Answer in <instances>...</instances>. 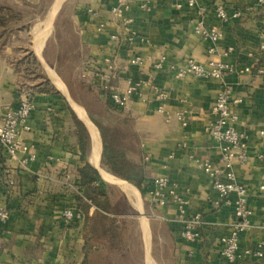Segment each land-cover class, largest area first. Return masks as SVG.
I'll return each mask as SVG.
<instances>
[{"label":"crops","instance_id":"0c3cea01","mask_svg":"<svg viewBox=\"0 0 264 264\" xmlns=\"http://www.w3.org/2000/svg\"><path fill=\"white\" fill-rule=\"evenodd\" d=\"M197 1L207 9L206 14L187 6L178 8L174 0H148L149 8L145 10L146 0H131L125 16L132 22L125 26L122 18L111 12L112 0H62L56 10L57 0H0L18 7L25 19L33 11L42 15L39 19L32 15L31 23L34 28L39 24L40 31L32 36V47L23 49L22 57L16 55L19 51L12 43L0 52V109L27 98L36 105L32 130L22 134L28 151L12 156L0 149V205L7 212L5 219L0 218V264L106 263L112 251L93 233L98 228V215L107 224L116 220L121 230L129 229V219H140L142 239L151 240V255L154 235L160 238L162 233L160 246L169 252L174 264H229L222 257L220 238L231 231L238 196L231 193L223 198L214 189L212 177L202 168L206 159L224 171L222 181L254 191L249 199L252 227L241 235L240 260L236 264H264V255L245 258L247 251L264 252V192L255 191L264 181V135L260 133L264 129V72L243 70L247 66L264 70V51L260 49L264 42V8L258 0ZM218 5L225 7L228 20L218 17ZM238 6L243 8L241 17L234 16ZM202 19L207 27H219L222 36L218 42L195 32ZM99 25L103 28L94 36ZM129 31L136 36L128 44ZM17 32L23 34V30ZM41 34L46 38L39 52L33 38ZM70 35L75 48L72 52L80 59L76 67L79 78L74 82L79 91L67 95L40 90L43 80L30 73L28 55L46 70L49 46L55 45L59 53L58 39ZM250 46L255 51L252 57L248 56ZM213 47L216 51L210 55ZM134 55L142 57V64L130 62ZM189 58L203 64L212 58L237 70L223 79L189 74L176 81V70ZM162 59L164 68L155 71L154 63ZM108 62L114 63L115 69L110 88L105 89L101 74L107 71ZM150 72L154 73L152 81L148 78ZM132 80L143 83L135 99L127 109L113 110L111 92L127 87ZM224 84L241 99L237 125L245 132L248 144V161L234 163L231 169L224 167L222 147L209 132L218 119L213 106ZM162 93L164 97H160ZM85 94L97 96L109 114L127 119L138 135L145 178L141 185L130 182L137 190H126L105 177L103 172L120 179L102 166L104 144L100 166L96 165L93 137L75 108V104L82 107L91 121V113L99 116L92 101L84 100ZM184 105L189 108L187 126L178 116ZM79 122L89 134L86 155L78 135ZM86 163L99 171L100 189L107 192V185L111 189L113 205L109 211L100 209L86 196L81 178ZM229 172L233 179L227 176ZM158 177L169 178L178 196L162 209L153 206V183ZM69 209L75 216L66 223L64 212ZM196 214L202 216L200 237L186 240L175 225L177 217ZM149 261L156 259L150 257Z\"/></svg>","mask_w":264,"mask_h":264},{"label":"built area","instance_id":"2783aa9c","mask_svg":"<svg viewBox=\"0 0 264 264\" xmlns=\"http://www.w3.org/2000/svg\"><path fill=\"white\" fill-rule=\"evenodd\" d=\"M143 5V9L149 8V2ZM175 5L178 8L187 6L190 9H198L200 14H206V8L198 4L197 0H174ZM258 3L264 8V0H258ZM131 0H112L111 12L122 18L123 24L132 22L131 18L126 17V12L130 9ZM216 12L219 18L228 20L230 18L229 13L223 5H218ZM96 13V12H95ZM243 14L242 6H238L235 10L234 16L241 17ZM264 23V19H263ZM103 26L99 25L97 28V36L102 30ZM130 30V29H128ZM195 32L211 39L214 43L218 42L222 33L218 26L207 27L205 21L202 19L195 26ZM136 36L134 31H129L127 41L128 44L132 43ZM260 49L264 51V42L260 43ZM216 48L213 47L209 50V54L215 53ZM255 51L252 46L248 47V56L252 57ZM130 62L132 64H142V57L140 55H134ZM153 68L155 71H161L164 68L163 59L154 63ZM115 69L114 63H107V71L101 74V80L104 82V88H110V81L112 73ZM237 67L234 65L215 61L210 58L208 63L203 64L193 58L187 59L184 66L178 68L175 72L174 79L176 81L185 78L189 74H193L197 77H211L216 79H223L227 73L234 72ZM244 71H255L263 73L262 68L252 69V67H244ZM149 80L154 79V73L150 72ZM143 85L141 81H129V84L125 88H115L110 94V103L113 110H124L135 99L139 92V88ZM162 93L160 97H164ZM241 99L236 97L233 93V89L228 84H224L221 89L217 100L213 106V112L217 115L218 119L209 128L211 137L221 145V161L226 169H231L234 163H245L248 161V144L246 142V134L237 125L239 121L238 108ZM36 110L34 101L27 98L20 103L14 105H7L4 109H0V149L9 155L16 156L19 153H25L28 151V145L22 138L23 133L30 132L31 119ZM159 111H163L162 108ZM179 118L183 125L189 124V108L184 105L179 112ZM264 135V129L260 131ZM202 168L205 173L213 179V187L223 198H228L231 193H235L238 196V204L235 212L234 220L231 224V231L223 235L221 239L222 257L229 264H236L240 260V254L238 253L240 238L242 233L248 231L252 227L251 216L253 214L252 209L249 206V199L254 191L244 185L235 182L222 181V175L224 171L215 165L210 159L202 161ZM227 176L230 179L234 178L232 173H228ZM154 188L152 192L153 206L155 209H162L166 207L172 199L177 198L175 187L167 177H158L155 179ZM255 191L264 192V181L260 182ZM75 216V212L72 209L64 212V221L70 222ZM7 212L0 205V218L5 219ZM202 223V216L196 214L191 218H184V215H179L176 220V226L179 228L181 236L186 240H196L200 237V225ZM264 247V241L262 243ZM264 255L263 250L259 251H247L246 259L252 260L262 257Z\"/></svg>","mask_w":264,"mask_h":264},{"label":"rangeland","instance_id":"374dc122","mask_svg":"<svg viewBox=\"0 0 264 264\" xmlns=\"http://www.w3.org/2000/svg\"><path fill=\"white\" fill-rule=\"evenodd\" d=\"M34 15L36 18H41L42 15L38 11H33L31 17L25 19L24 22L19 23L23 26V34L19 35L17 31H12L10 34H7L4 41H0V52L2 51L3 47L8 43H12L15 47H17L18 51L16 55H21L24 53L23 49L26 47H32L31 38L40 31V25L33 27L34 23H31L33 20ZM18 25V24H17ZM51 25V23H50ZM57 29V28H56ZM70 33H71V29ZM69 37V38H68ZM72 35L66 36V38L58 39V44L60 47V52L58 53V48L49 46V52L46 55L49 67L46 70L43 67H39L36 59L30 58V54L28 55V60L31 67L30 73L35 78H40L43 82L47 85V88L52 91L62 92L69 95L70 93L73 94L74 92H78L77 86L74 85L76 83L79 75L78 69L76 67L80 64V59L78 54L72 52L74 50V44L72 45ZM35 43H33L34 47L40 52L43 43L39 36L33 38ZM76 43V42H75ZM28 50V49H26ZM50 58V59H49ZM21 59V58H20ZM23 63V62H21ZM51 67V68H50ZM57 78L62 81V85L57 82ZM46 79V81L44 80ZM70 94V95H71ZM84 100H90L92 102L96 100L99 101L97 96L87 95L83 96ZM88 98V99H86ZM111 121L108 119L104 120V125H109ZM97 126V125H96ZM97 129L100 132L99 127ZM119 131H116L118 133ZM101 134V133H100ZM125 141L129 142V139H125ZM115 189V188H114ZM106 191L109 193L111 189L107 185ZM118 205H120L118 203ZM101 219L96 220V225L98 226L96 237L98 241H105V245L108 247V250L112 251V254L107 255V262L104 263L103 261L98 262L101 264H174V260L172 256L168 253H165L163 246H160V241H163V235L161 233V237L154 235L153 239V247H152V255H151V240L146 241L142 239V226L140 227V219L131 218L129 219V229H110L109 231L101 230L99 227V222ZM144 223V222H143ZM101 225V224H100ZM162 231V229H161ZM143 243V244H142ZM150 244V245H149ZM150 257L156 259V261H149Z\"/></svg>","mask_w":264,"mask_h":264},{"label":"trees","instance_id":"16d2710c","mask_svg":"<svg viewBox=\"0 0 264 264\" xmlns=\"http://www.w3.org/2000/svg\"><path fill=\"white\" fill-rule=\"evenodd\" d=\"M19 1L26 2V0ZM21 22L25 24V18L23 12L19 10L18 7L0 3V41H4L7 34H10L12 31L24 29L23 26L19 24ZM39 89L52 91L47 88L44 82ZM92 106L99 110V116H95L91 113L90 117L95 125L99 127L103 139V168L113 176L141 185L145 178V172L138 135L132 130L127 119L121 120L109 114L107 112V107L102 106L98 100L95 99V101L92 102ZM91 111L93 112L92 109L90 112ZM106 119L111 121L109 125H104V120ZM116 131L119 132L116 133ZM78 135L82 151L84 155H86L89 146V134L86 127L81 122L78 123ZM125 139H129L130 141L127 142ZM81 178L87 198L100 209L109 211L113 205L110 198L111 195L100 189V185L98 184L100 181L99 171L91 164L86 163L81 168ZM96 217V220L101 219L99 222V228L101 230H105L107 227H109V229H113V227L118 229V225L115 223L116 220H114L112 224H107L104 217H100L99 215ZM97 229L98 228H96V231H93V233L97 232ZM96 240H98L97 237Z\"/></svg>","mask_w":264,"mask_h":264},{"label":"bare ground","instance_id":"6f19581e","mask_svg":"<svg viewBox=\"0 0 264 264\" xmlns=\"http://www.w3.org/2000/svg\"><path fill=\"white\" fill-rule=\"evenodd\" d=\"M61 1L62 0H57V5L55 7V10H56L57 6H59V4H60ZM45 38H46V35L45 34L39 35V39H41L42 42L44 41ZM57 82L60 85H62V81L59 78H57ZM75 108H76L77 112L79 113L80 117L82 119H84V121L88 125V128H89V130L91 132V135H92L93 140H94V143H95V150H96V155H95L96 161L95 162H96V165L97 166H100L101 159H102V153H103V142H102V137H101V135L99 133V130L97 129V126L95 125V123H93L89 119L86 111L82 107L77 106L75 104ZM103 174L108 179V181H110L111 183L120 185V186H122L126 190H132V188H135L137 190V186L134 185V184H131L128 181H125L123 179H117L115 177H111V176L107 175L105 172H103Z\"/></svg>","mask_w":264,"mask_h":264}]
</instances>
